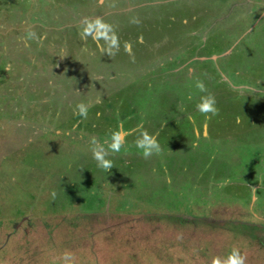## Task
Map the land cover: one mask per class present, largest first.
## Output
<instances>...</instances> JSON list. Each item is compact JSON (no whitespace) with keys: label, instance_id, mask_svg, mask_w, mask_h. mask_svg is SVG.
Here are the masks:
<instances>
[{"label":"rangeland","instance_id":"rangeland-1","mask_svg":"<svg viewBox=\"0 0 264 264\" xmlns=\"http://www.w3.org/2000/svg\"><path fill=\"white\" fill-rule=\"evenodd\" d=\"M86 17L111 25L114 54L81 39ZM141 123L162 148L147 160ZM120 125L106 172L89 140ZM234 249L264 264V0H0V264H224Z\"/></svg>","mask_w":264,"mask_h":264},{"label":"clouds","instance_id":"clouds-1","mask_svg":"<svg viewBox=\"0 0 264 264\" xmlns=\"http://www.w3.org/2000/svg\"><path fill=\"white\" fill-rule=\"evenodd\" d=\"M138 22V21H137ZM82 31L80 37L82 40L87 41L89 37H92L93 41H98L103 38L108 42V52L110 55L114 54L113 49H119V40L112 30L111 25L106 24L101 18L95 19L84 18ZM111 33V35H109ZM34 33H28L27 38H32ZM125 52L131 55V44L125 43ZM195 87L200 92H206L205 85L202 81H197ZM196 109L199 113L204 115L206 119H211L212 116L219 114V109L216 107V100L214 96L206 95L200 98V101L196 104ZM89 106L84 103L76 105L75 114L79 117L87 119ZM189 119H192L189 117ZM132 132H139V135L134 140V145L138 150V153L147 160L153 155H159L162 152L161 145L158 142V133L150 134L147 130H144L143 124L137 125ZM132 132L125 131L123 125L110 133V136L103 141L98 140L95 136L89 140L90 150L93 160L96 162L97 168L110 172L114 167L112 160L107 157L110 154L120 153L125 148L127 136ZM195 147V145H193ZM55 196V193H53ZM245 257L241 253L234 249L229 255L228 259L224 261V264H245ZM213 264H221L219 259H214Z\"/></svg>","mask_w":264,"mask_h":264}]
</instances>
